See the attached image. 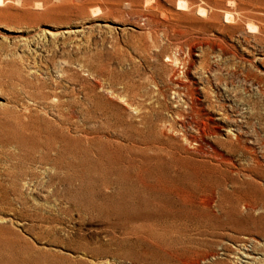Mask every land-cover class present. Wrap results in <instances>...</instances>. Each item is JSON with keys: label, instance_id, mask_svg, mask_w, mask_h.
Masks as SVG:
<instances>
[{"label": "rangeland", "instance_id": "1", "mask_svg": "<svg viewBox=\"0 0 264 264\" xmlns=\"http://www.w3.org/2000/svg\"><path fill=\"white\" fill-rule=\"evenodd\" d=\"M0 264H264V0H0Z\"/></svg>", "mask_w": 264, "mask_h": 264}, {"label": "bare ground", "instance_id": "2", "mask_svg": "<svg viewBox=\"0 0 264 264\" xmlns=\"http://www.w3.org/2000/svg\"><path fill=\"white\" fill-rule=\"evenodd\" d=\"M200 9V8H199ZM200 11V10H199ZM228 16V15H227Z\"/></svg>", "mask_w": 264, "mask_h": 264}]
</instances>
